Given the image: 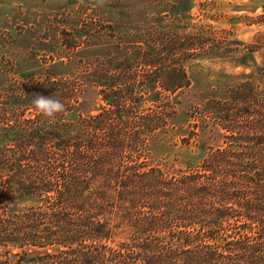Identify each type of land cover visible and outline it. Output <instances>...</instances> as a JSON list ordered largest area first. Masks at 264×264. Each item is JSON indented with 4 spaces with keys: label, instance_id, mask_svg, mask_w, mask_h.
<instances>
[{
    "label": "trees",
    "instance_id": "1",
    "mask_svg": "<svg viewBox=\"0 0 264 264\" xmlns=\"http://www.w3.org/2000/svg\"><path fill=\"white\" fill-rule=\"evenodd\" d=\"M143 67V88L190 86L183 67ZM99 70L108 107L76 122L74 87L54 120L35 111L14 126L0 109V264H264V107H205L223 144L201 145L173 174L150 164L148 147L175 128V107H124L134 97L111 93V68Z\"/></svg>",
    "mask_w": 264,
    "mask_h": 264
},
{
    "label": "rangeland",
    "instance_id": "2",
    "mask_svg": "<svg viewBox=\"0 0 264 264\" xmlns=\"http://www.w3.org/2000/svg\"><path fill=\"white\" fill-rule=\"evenodd\" d=\"M145 59L185 68L190 86L175 94L143 88ZM102 64L111 68V93L135 99L122 106L175 107V128L150 140V164L185 171L208 152L201 145L223 144L220 130L206 127L205 107H264V0H0V109L11 125L35 113V95L65 103L69 87L77 108L66 121L108 107ZM16 107L30 108L20 121Z\"/></svg>",
    "mask_w": 264,
    "mask_h": 264
},
{
    "label": "clouds",
    "instance_id": "3",
    "mask_svg": "<svg viewBox=\"0 0 264 264\" xmlns=\"http://www.w3.org/2000/svg\"><path fill=\"white\" fill-rule=\"evenodd\" d=\"M31 103L39 114L49 120H54L58 114H66L67 111L65 104L57 99L56 96L35 95Z\"/></svg>",
    "mask_w": 264,
    "mask_h": 264
}]
</instances>
